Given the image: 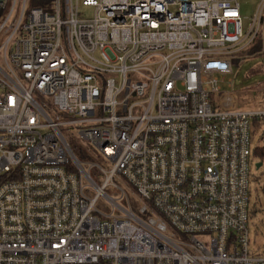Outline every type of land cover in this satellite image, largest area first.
<instances>
[{
	"label": "built area",
	"instance_id": "2783aa9c",
	"mask_svg": "<svg viewBox=\"0 0 264 264\" xmlns=\"http://www.w3.org/2000/svg\"><path fill=\"white\" fill-rule=\"evenodd\" d=\"M263 14L245 29L239 0H0V264H264V112L219 85Z\"/></svg>",
	"mask_w": 264,
	"mask_h": 264
},
{
	"label": "rangeland",
	"instance_id": "374dc122",
	"mask_svg": "<svg viewBox=\"0 0 264 264\" xmlns=\"http://www.w3.org/2000/svg\"><path fill=\"white\" fill-rule=\"evenodd\" d=\"M245 29L250 26V20L256 15L261 0H239ZM86 12V10H85ZM264 17V14H263ZM261 38L264 42V19L261 29ZM2 55L0 63L2 64ZM234 72L230 76H219V85L223 92H234L235 99L239 100V109L246 112H264V49L257 54H250L248 50L234 56ZM4 66V64H2ZM230 81L233 87H229ZM40 102L50 107V99L35 95ZM252 138V178H251V220L250 237L251 251L254 255H264V158L259 160L254 155V150H264V118L253 121ZM73 147L80 149L92 163L98 164L109 170L112 166L93 152L91 146L79 138L75 133L65 132ZM92 174L102 183L104 177L99 169L94 168ZM107 205L100 202L99 207L106 213Z\"/></svg>",
	"mask_w": 264,
	"mask_h": 264
},
{
	"label": "trees",
	"instance_id": "16d2710c",
	"mask_svg": "<svg viewBox=\"0 0 264 264\" xmlns=\"http://www.w3.org/2000/svg\"><path fill=\"white\" fill-rule=\"evenodd\" d=\"M263 49H264V42L261 38V35H259V37L255 41V43L251 47H249L247 50H248V52H250V54L254 55V54H257L259 52H262ZM254 155L257 158H259V160H262L264 158V150L263 149H256V150H254Z\"/></svg>",
	"mask_w": 264,
	"mask_h": 264
},
{
	"label": "water",
	"instance_id": "95a60500",
	"mask_svg": "<svg viewBox=\"0 0 264 264\" xmlns=\"http://www.w3.org/2000/svg\"><path fill=\"white\" fill-rule=\"evenodd\" d=\"M181 1H189V0H181Z\"/></svg>",
	"mask_w": 264,
	"mask_h": 264
},
{
	"label": "crops",
	"instance_id": "0c3cea01",
	"mask_svg": "<svg viewBox=\"0 0 264 264\" xmlns=\"http://www.w3.org/2000/svg\"><path fill=\"white\" fill-rule=\"evenodd\" d=\"M236 94V93H235ZM236 96H237V94H236Z\"/></svg>",
	"mask_w": 264,
	"mask_h": 264
}]
</instances>
